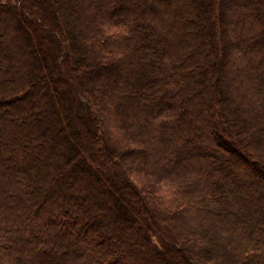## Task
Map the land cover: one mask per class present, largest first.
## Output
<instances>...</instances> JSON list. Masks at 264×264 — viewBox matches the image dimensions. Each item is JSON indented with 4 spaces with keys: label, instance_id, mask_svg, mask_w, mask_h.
Returning <instances> with one entry per match:
<instances>
[{
    "label": "trees",
    "instance_id": "trees-1",
    "mask_svg": "<svg viewBox=\"0 0 264 264\" xmlns=\"http://www.w3.org/2000/svg\"><path fill=\"white\" fill-rule=\"evenodd\" d=\"M0 264H264V0H0Z\"/></svg>",
    "mask_w": 264,
    "mask_h": 264
},
{
    "label": "rangeland",
    "instance_id": "rangeland-1",
    "mask_svg": "<svg viewBox=\"0 0 264 264\" xmlns=\"http://www.w3.org/2000/svg\"><path fill=\"white\" fill-rule=\"evenodd\" d=\"M151 227L153 231V240L158 245H163L164 243H167L170 239L166 233V230L159 225L158 223L151 222Z\"/></svg>",
    "mask_w": 264,
    "mask_h": 264
}]
</instances>
